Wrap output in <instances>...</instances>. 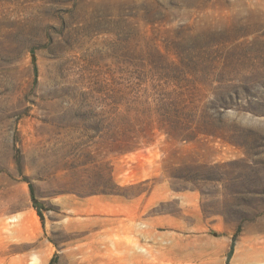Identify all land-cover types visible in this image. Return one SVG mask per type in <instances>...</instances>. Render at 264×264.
<instances>
[{"label":"rangeland","instance_id":"1","mask_svg":"<svg viewBox=\"0 0 264 264\" xmlns=\"http://www.w3.org/2000/svg\"><path fill=\"white\" fill-rule=\"evenodd\" d=\"M0 264H264V0H0Z\"/></svg>","mask_w":264,"mask_h":264},{"label":"trees","instance_id":"2","mask_svg":"<svg viewBox=\"0 0 264 264\" xmlns=\"http://www.w3.org/2000/svg\"><path fill=\"white\" fill-rule=\"evenodd\" d=\"M30 191L32 192V188L30 187Z\"/></svg>","mask_w":264,"mask_h":264}]
</instances>
